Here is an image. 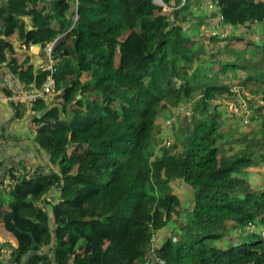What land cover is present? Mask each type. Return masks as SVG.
<instances>
[{
  "label": "trees",
  "instance_id": "1",
  "mask_svg": "<svg viewBox=\"0 0 264 264\" xmlns=\"http://www.w3.org/2000/svg\"><path fill=\"white\" fill-rule=\"evenodd\" d=\"M213 1V10L201 0H8L0 8V64L40 87L50 70L21 61L8 37L53 45L57 88L32 109L11 104V121L32 111L43 160L20 163L24 174L0 188L12 264H153V253L166 264H264V185L249 177L251 168L264 172V116L256 131L234 130L226 119H240L223 117L235 87L252 84L264 98V0ZM184 100L191 111L168 127ZM177 126L163 148L164 129ZM172 224L176 240L155 246Z\"/></svg>",
  "mask_w": 264,
  "mask_h": 264
},
{
  "label": "built area",
  "instance_id": "2",
  "mask_svg": "<svg viewBox=\"0 0 264 264\" xmlns=\"http://www.w3.org/2000/svg\"><path fill=\"white\" fill-rule=\"evenodd\" d=\"M163 1V0H162ZM202 7L213 10L216 8V4L213 0H201ZM157 3V2H156ZM159 4V3H157ZM165 6V3L162 4ZM78 15L75 16V20L78 19ZM34 46L32 45L31 48ZM52 49L53 45L48 46L45 49V52L48 54V65L47 69L50 70V74L48 75L46 81L40 86L36 85H27L24 82H21L10 72H4L0 76V87L11 92L10 98L12 101L23 104L27 106L29 109H32L36 102L39 99H44L45 101H50L57 93L56 88V80L53 76V64H52ZM234 97L231 99L225 100V108L227 112L237 118L240 119L241 123L245 125L251 124L254 120H261L264 116V98L260 97L255 93H250L240 89H233ZM221 100V98H218ZM257 102V105L255 103ZM179 109L182 113L189 114L187 108ZM177 120L176 116L173 115L170 117L166 125L169 127ZM30 126L34 131L38 129V124L35 121L30 123ZM171 139L165 141L166 146H171ZM8 146V141L4 137L3 128L0 125V152L4 151ZM24 174V168L21 165H17L12 172H8L6 177L2 182H0V188L3 184L13 183ZM250 232L256 230V226L250 223L247 227ZM264 235V231H263ZM155 241V238H154ZM3 240L0 237V264H12L11 263V249L7 245L3 244ZM150 262V260H149ZM153 264H166V261L160 257H157L154 253L151 254V263Z\"/></svg>",
  "mask_w": 264,
  "mask_h": 264
},
{
  "label": "crops",
  "instance_id": "3",
  "mask_svg": "<svg viewBox=\"0 0 264 264\" xmlns=\"http://www.w3.org/2000/svg\"><path fill=\"white\" fill-rule=\"evenodd\" d=\"M8 0H0V8L5 5ZM51 6L48 3H43L38 5L41 7L42 5ZM27 24L30 25V19H27ZM11 43L13 44V48L15 50V55L22 61L24 59H28L30 63H32L35 69L46 68L48 65V54L45 52L40 45H33L34 47H27L22 44L19 40L18 33H14L9 36ZM75 38H70L69 40V49L70 52L73 53V45ZM4 72H10L6 69L4 64H0V76ZM5 90L0 87V125L5 126V131L8 136V146L7 148L0 152V182L4 180L6 174L8 173V169L14 166L19 165L20 163L28 164L31 168H35L38 164L43 163L36 152L35 145L33 143L32 138L34 137V129L30 126V123L33 121V113L32 111H28L29 113L19 121H11V117L13 116V108L12 100L10 98V94L4 92ZM176 227L175 224H172L168 229L159 233L155 237V246H160L168 236H170L171 227ZM173 228V230H174ZM177 234L175 233V237ZM3 242L11 241L13 244H16V241L13 238H5L0 235Z\"/></svg>",
  "mask_w": 264,
  "mask_h": 264
},
{
  "label": "rangeland",
  "instance_id": "4",
  "mask_svg": "<svg viewBox=\"0 0 264 264\" xmlns=\"http://www.w3.org/2000/svg\"><path fill=\"white\" fill-rule=\"evenodd\" d=\"M156 2L157 3H159V4H162L163 3V1L162 0H156ZM242 74V73H241ZM243 76V75H242ZM255 87H254V85H252V84H250L249 85V87L247 88V89H244V91H247V92H250V93H255V91L253 90ZM235 89H240V90H242L241 88H234V90ZM256 94V93H255ZM231 99V98H230ZM225 100H228V99H225ZM225 100H224V110H226V108H225ZM192 101V100H191ZM190 100L189 101H187V100H184L183 102H182V104H181V108H187L188 109V111L190 110L191 111V107H193V105H194V103L193 102H191ZM255 105H257V102L255 103ZM192 110H193V108H192ZM226 112H227V110H226ZM182 113V111L178 108V110L176 111H174V114L173 115H175L176 116V118H178V116L180 115ZM230 116V117H234L233 115H231V114H229L228 112H227V114L225 115V114H223V117H226V116ZM165 117V116H164ZM226 123H227V127L228 126H231V128L232 129H234V130H242V129H247V131H248V129L249 130H251V131H256V130H258L259 128H258V126H259V124H260V121L259 120H254L251 124H249V125H243V126H241L240 124H238L237 122H235V121H233V118H230V119H226ZM229 123V124H228ZM243 124V123H242ZM246 128H245V127ZM164 133H165V135H164V140H168V139H174V137H175V135L177 134V135H179L180 134V130H179V127L177 126V127H175V128H170V129H168V130H165L164 129ZM163 140V141H164ZM171 146H166L165 145V143H164V146H163V148H170ZM249 171H250V176L249 177H251V179L255 182V183H257L258 185H264V172H262V171H258V168H251V169H249ZM187 196H189V193L188 192H184ZM186 195H183V197H182V202H183V204H184V206H187L188 205V203H189V199H188V197L186 196ZM11 199H12V197H10V196H8V200L9 201H11ZM173 228H174V226H172L171 227V229H170V235L171 234H173V233H175L174 231H173ZM0 235H2L3 237H5V238H11V236H10V234L5 230V228L3 227V225L2 224H0ZM228 236H234V237H236L237 236V234H235V235H232V234H230V233H228L227 234V237ZM254 237H253V235H251V234H245L244 235V239H246V240H251V239H253Z\"/></svg>",
  "mask_w": 264,
  "mask_h": 264
},
{
  "label": "water",
  "instance_id": "5",
  "mask_svg": "<svg viewBox=\"0 0 264 264\" xmlns=\"http://www.w3.org/2000/svg\"><path fill=\"white\" fill-rule=\"evenodd\" d=\"M38 45H40V44H38ZM13 77H15L14 75H13ZM82 96L81 95H78V99H80ZM23 177H25V176H23ZM175 240H176V237H175Z\"/></svg>",
  "mask_w": 264,
  "mask_h": 264
}]
</instances>
